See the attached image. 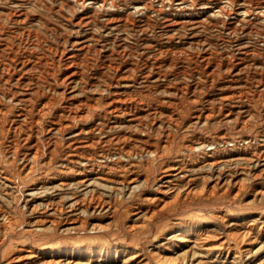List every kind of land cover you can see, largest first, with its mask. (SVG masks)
Here are the masks:
<instances>
[{
	"label": "rangeland",
	"instance_id": "rangeland-1",
	"mask_svg": "<svg viewBox=\"0 0 264 264\" xmlns=\"http://www.w3.org/2000/svg\"><path fill=\"white\" fill-rule=\"evenodd\" d=\"M11 1L12 0H0V9L2 10V11L0 10V33H1L0 43H4V42L7 43L8 42L7 45H8V48L10 51H12L14 53H18V54L22 53L23 55H26L29 58L32 57L31 59H29L31 65L29 66L30 68H28L27 73L25 74V78H26L25 82H23L24 84H26V83L27 84L26 85L20 84V85H22L21 89L25 88L24 86H26V88H29V86H31V87L33 86L32 89L38 90V91L40 90L39 91L40 93L37 94L38 96H36V94H33L32 96H30L29 99L22 98L23 100L21 99V101H20L21 105H25V107H27L29 104H37V102L41 99V97H40L41 95L46 97V102L48 100L47 104H50V105L52 104V106H49L48 112L50 114L57 113L58 110H59L58 111V113H59L64 107L67 108V107L71 106L70 108L73 109L74 105H76V106L79 105L76 102H80V101H85V103L87 105L91 104L94 106L96 104L95 106H97L98 110L96 111L97 113L96 112L94 113L95 117L94 116H88L87 117V120H88L87 124H90L91 121L95 120V122H96L97 119L100 120L98 122H102L103 120H105V118H104L105 115H108L107 114L108 109L106 107L107 104H105L108 98L117 96V97H122V98L124 97V99L129 98V100L132 98L131 99L132 101L136 100V104L138 105V106L136 105V108H138V109H135L136 112L139 111V112H141L140 113L141 115L143 114L142 115L143 119L145 117V120H143V122H145V124L147 123V121L149 119V121H148L149 123L147 125H145L144 127L143 126L141 127L142 130L145 129L147 131L146 132L144 130L146 133V141L154 142L156 144L160 142L157 145L159 146V148H161V150L163 149L162 150L163 154H162L161 159H159L157 162H155V164H153L152 166L146 165L148 167L144 166L142 169L143 172L144 171L147 172V173L144 172L145 174L153 173V174H149L151 179H153L154 175L159 170L158 168H159V166H161V164H163L165 162L174 161L175 159H181V156L183 155L182 151H183L184 145L189 144L190 142H193V141L194 142L206 141V142L212 144V145H210V147H212L214 145V141L216 140V142H217L216 149L218 148L217 149L218 154L221 153L222 155H226V156L231 155L233 157L240 156L242 158H244V157L247 158V157H250V155L252 154L253 151L258 149V146L260 145V139L262 140L264 138V20H263L264 18L258 13L259 10H255V3L257 0L256 1L255 0H253V1L247 0L248 1L247 5H249V6H247V7H249L248 9L250 10L253 8L252 9L253 11L252 10L250 11V15H249L250 17L246 16V17H244V19L234 15V9L236 8L235 6L237 4L241 3L240 0H233V1L228 0L226 2H223L225 0H219V1L218 0H211L213 3H216L217 5H223L224 3H226V7H227L226 12L228 14L227 15L224 14L222 16L224 18L223 19L224 21L222 20V17H215L212 15L211 10L215 11L216 8L201 9L200 3H202V2L204 3L207 0H197V1L191 0L192 2L191 1L190 2L192 5L190 7L185 8V9L181 8L178 5L179 0H172V1L163 0L164 2L162 1V4H161V0H159V2H158V0H113L112 3L114 2V4H115V6L113 4V7H108V6L104 7L105 10H104V8L90 9V11H88V15H89V17H91L90 18L91 21H89L88 25H86V26H83V25L79 26L76 24V22H77L76 21L77 20L76 19L77 14H75L76 12L73 13L70 10L71 4H69L63 0H60V1H58V0H35V1L29 0L30 2H28V0H24V1L23 0H21V1L20 0H18V1L13 0L12 2ZM19 1L22 3L20 4ZM121 1H122V3H121ZM124 1H127V2L124 3ZM139 1L144 2V4L148 7L146 10V13H145L146 15L144 14V16H135L133 13H131L132 12L131 3L139 2ZM148 1H150L151 3H149ZM154 2L156 5L154 4ZM228 2H230V3H228ZM231 2H232V5L234 7H232ZM16 3L18 6L16 5ZM117 3H118V6H117ZM9 5H10V8H9ZM27 5H28V8H27ZM59 5H62V7ZM228 5H230L231 7ZM18 7H22V8L24 7L25 8L26 13H28L27 14L28 17L30 16L28 18L29 20H27V18H25L26 20L24 18L18 19L16 17V15H15L16 11L15 10H17ZM113 8H116V9H113ZM60 9H62V10H60ZM68 9L71 13H69ZM192 9H195V10H192ZM73 10H75V9L73 8ZM10 11H12L13 13ZM104 11H105V13H104ZM122 11H124V12H122ZM163 12H164V14H163ZM101 13H104V14H101ZM127 13H128V15H127ZM131 14L133 15V17ZM95 16H97V17H95ZM254 16H256V17H254ZM135 17H136V19H135ZM138 17H139V19H138ZM8 18H12V19L14 18V21L12 19H8ZM35 18H37V19H35ZM248 18H250V19H248ZM22 19H23V21L25 20L26 22L25 21L21 22ZM111 19L112 20L114 19L113 20L114 22L111 21ZM122 19H124V20H122ZM186 19H188L189 22ZM195 19H197L196 22L194 21ZM198 19H200V21ZM18 20H20V21H18ZM167 20H168V22H167ZM236 20H238V21H236ZM257 20H260L261 22L257 21ZM69 21H71L70 24H69ZM192 21H194V22H192ZM11 22H13V23H11ZM19 22H20V24H19ZM95 22H96V24H95ZM103 22H104V24H103ZM121 22H123V23H121ZM164 22L166 24L168 23V25H166ZM197 22L198 23L202 22V23H200L201 25L199 24L200 25L199 26V25H197L198 24ZM235 22H238V23H236L238 25H236ZM178 23H180V24H178ZM21 24H22V26L23 25L24 26L22 27ZM121 24H123L124 26ZM185 24H187V25H185ZM113 25H115V26H113ZM194 25H195V27H194ZM117 26H118V28H117ZM228 26H230V27H228ZM28 27H32V28H28ZM106 27H110V28H106ZM232 27H234V28H232ZM82 28H83V30H82ZM174 28H176V29H174ZM77 29H79V30H77ZM174 30H176V31H174ZM19 31H23V32L19 33ZM4 33H6V34H4ZM76 33H79V34L77 35ZM17 34H18V36H17ZM90 37H91V39H90ZM8 38H10V39H8ZM4 39H6V40H4ZM64 39H67V40H64ZM74 39H78L80 41L81 40L83 41V39H84L85 48L83 51L77 53V58L75 60V64L77 67L78 74L76 75V79L74 80L75 84H73V85H75L73 87V91H74L73 93H76V94H72L71 95L72 97H71L68 94L69 85L62 80H63V75H64V68L63 67H65V62H64L65 53H64V51L66 52L67 51L66 48L71 47L70 45H71V43H73ZM86 43H87V45H86ZM36 45L38 48L36 47ZM1 57L0 58L2 60L0 59V62L4 61L6 59V56L4 54L1 55ZM32 59H33V61H31ZM42 59H44V60H42ZM108 61H109V63H108ZM116 63H118V65ZM40 64H41V66H40ZM133 64H134V66H133ZM150 66H151V68H150ZM35 67H36V69H35ZM50 67H51V70H50ZM131 67H133V68H131ZM58 68H60V69L58 70ZM141 70L143 71V73H141L142 72ZM113 71H114V73H113ZM123 71H126V72L124 73ZM81 73H82V75H81ZM118 73H119V75H118ZM143 75H145V78ZM147 75H149V76L147 77ZM156 75H158V76H156ZM53 76H55V78ZM80 76H82V78ZM33 77H35V78H33ZM139 77H141V78H139ZM156 77H159V78L157 79ZM76 80H77V83L79 85L76 83ZM110 82H112V83H110ZM116 82L118 83L117 85H116ZM132 82H134L135 84ZM10 84L14 86V84H12L10 82L9 83H3L0 81V86L3 87V88L0 87V102L6 107L7 110H9V112L6 113V115L4 116L5 118L4 117L0 118V130H1V132H0L1 133L0 134V159L3 158V154L7 153V151H8L7 149H9V147H11L12 144H14L13 142H16V140L18 139L16 134H14V133H12V131L8 130V125L10 124V121L13 118V114H14L13 111H15V109H16L15 106L10 101L8 95L9 94L11 95V93H13L14 91L17 90V89H15V87L11 86ZM32 84H34V85H32ZM57 84H59V85H57ZM155 84H157V85H155ZM5 85H6V87H5ZM20 85H19V88H20ZM55 85H56V87H54ZM65 85H68V86H65ZM95 85H96V88H95ZM100 85L101 86L103 85V86L101 87ZM158 85H160V86H158ZM140 86L142 87V89ZM154 86H156V87L154 88ZM91 87H94L95 89L91 88ZM61 88H63V89H61ZM108 88H109V90H108ZM54 89H55V91H54ZM80 89H81V91H80ZM103 89L105 90V92ZM144 89H146V91ZM152 89H155V90L153 91ZM184 89H186V90H184ZM10 90H11V92H9ZM126 90H128V92H126ZM192 90H194V92ZM106 91H107V93H106ZM175 91H176L177 95L175 94ZM54 92H55V94H54ZM102 92H103V94H102ZM173 92L175 95L173 94ZM98 93H99V95H98ZM1 94H2V96H1ZM39 94H40V96H39ZM109 94H111V95H109ZM231 94L233 96V97L231 96L232 98L229 96ZM225 95L227 97L228 96L229 97L228 98L223 97L224 98V100H223L222 96H225ZM96 96H98V97H96ZM137 96H139V97H137ZM38 97H39V99H38ZM147 97H149V98L147 99ZM174 97L176 99H174ZM192 97H193V99H190ZM15 98H16V96H15ZM33 99H35V100H33ZM59 99H61L62 102ZM145 99H146V101H145ZM225 99H227V100H225ZM152 100L154 102H150ZM169 101L172 104L171 103L168 104ZM160 102L162 103V105ZM221 102H222V104H221ZM168 105L170 106V108L168 107ZM166 106H167V108H166ZM184 106H186V107H184ZM141 107H142V109H141ZM189 107H192V108H189ZM196 107H198V108H196ZM12 108H14L13 111H12ZM50 108H52V109H50ZM199 108L203 109L206 112V118L201 119L199 121H196L193 118V116H194L193 114H195V112L198 111ZM155 109H157L156 113L154 111ZM50 110H52V112ZM140 110H142V111H140ZM217 110H219V111H217ZM243 110L245 112H243ZM152 111H154V112H152ZM180 111L182 112V114ZM192 111H194V112H192ZM246 111H248V112H246ZM218 112H219V114H218ZM179 113L181 114V116ZM227 113H229V116L223 118L225 116V114H227ZM230 113H231V115H230ZM246 113H248V114L246 115ZM155 114H156V116H155ZM169 114H170V116H169ZM190 114H191V116H190ZM96 115H97V117H96ZM165 115H166V117H165ZM150 116H152V117L150 118ZM172 116H174L175 118H173ZM187 116L189 118H187ZM89 117H90L91 121H89L90 120V119H88ZM236 117H237V120H235ZM168 118H169V120H168ZM162 119H164V120H162ZM177 119H178V121H176ZM179 119H180V121H179ZM245 119L247 121L244 122L243 120H245ZM151 121H152V123H151ZM159 121L161 122V126L158 123ZM190 121H192V122H190ZM203 121H205V123ZM125 122L126 121H123L121 124L114 127L115 129L117 127V132L114 128H111V129L108 128L110 131L107 129V127L104 128V132H103L104 134L100 135V137L104 136L106 133H107L106 134L107 137L109 136L105 141L103 140L104 145H101L103 141H102V139H100L99 143L94 144L93 147L90 149V151H88V153L89 152L95 153V152H98L100 150L105 151V152H112L116 149L114 147H118L120 145V143H122V141H123L122 139H124V138H126V139H124L126 142L134 143L136 140L133 141V139H135V137H138L137 132H139L138 130L140 129V127L138 128L136 125H134V124L132 125V123H130L131 125H129V124H126ZM166 122H168V123H166ZM175 123L177 124V126ZM200 123H201V125H200ZM156 124H158V125L156 126ZM193 125L194 126L196 125V126L194 127ZM118 126H120L122 128L124 126L126 128L125 129L123 128L124 129L123 130L122 128H120ZM129 126H132V127H129ZM133 127L134 128L137 127V128H135V130H134ZM168 127H169V129H168ZM185 128H186V130H185ZM149 129L151 131L153 130L152 133H151V131H149ZM113 130H114V132H112ZM125 130H126V132H125ZM131 131H132V133H131ZM2 132H3V134H2ZM113 133L115 135H113ZM130 134H131V136H130ZM165 135H166V137H165ZM3 136L6 138H4ZM67 136H68V134L63 135L64 138H66ZM113 136H114V138H113ZM118 136H119V140L116 139V138H118ZM125 136H127L128 138ZM63 137H57L56 140L54 139L55 141L52 139L53 141L50 142V145L55 144L54 148L49 149L50 146L48 145L49 146L48 147L46 145V150L49 149L48 152H52L51 154H52V157L54 159L62 158L61 156L64 154L63 153L65 151L64 144H62L63 141L61 140ZM132 137H133V139H132ZM224 137H226V138H224ZM249 137H250V139H248ZM192 138H193V140H192ZM239 138H241V139H239ZM2 139L4 141H2ZM120 139H121V141H120ZM164 140H165V142H164ZM224 140L227 141L226 142L227 144L225 143ZM232 140H233V142H232ZM241 140H243V141H241ZM218 142H219V144H218ZM250 142H253V143L250 144ZM6 143H7V145H6ZM243 143H244V145L247 143L245 145L246 146L245 148H244ZM220 144H221V146H220ZM230 144H232V145H230ZM239 144H240V146H239ZM59 145H61V146H59ZM56 146L59 147V149ZM247 146H248V148H247ZM234 147L237 149H235ZM1 148L4 151H2ZM222 150H223V152H222ZM165 151H167V152H165ZM46 153H47V151H46ZM177 153H179V154H177ZM244 155H246V156H244ZM202 158H204L203 155L198 154V152L197 153L195 152L193 155H191L189 157H185L186 162H188V164L193 165L192 168H190V169L194 170L193 172L192 171L190 172L191 175H194V176H190V177H193L192 178L193 180H190V181H194L189 186V189H191V192L192 191L194 192V193L192 192V195H191L192 197L191 196L188 197L190 199L182 198V191H184V189L187 187V185L184 184V182L187 181V179H182V180L180 179L179 181H181V182H173L169 187H167V188L163 187L164 195L162 196L163 201L160 203V206L162 205L160 207V208H162V209H160V211L158 208L155 207V205L151 206V205H147L145 202L141 203V200L138 198H136V199L133 198L134 201L129 200V199L128 200L125 199V201H124V199H121L122 200L121 201L122 206L120 204H117V208L120 206L121 207L118 209V211L120 213L118 212L116 214L117 218H115V220L109 219L108 215L106 213H103V212H100L102 214H100L98 212L99 213L98 214L97 212L91 213V211H87L86 212L87 214L85 212H84V214H82V219H83L82 226L84 225L83 227H81L82 229L79 228L78 231L77 230L74 232L72 231V233H71V231L70 232L69 231L64 232L65 234L61 233L63 231H62V228H59V227H57V229L49 227L48 228L49 230L48 229L46 230V234L44 235V233H43L42 236H40L41 234L40 233L38 234V232L37 233L34 231L28 232L26 229L29 230L31 228L30 226L32 224L31 223V221H32L31 216L32 215L29 213L28 209L23 208V201L22 200L17 201V199H18V198H16L17 193H13V195H12V193L9 194V192L6 194L4 193L7 190H5L4 187H2V184H1L2 182L0 181V214H1V212L4 211L3 213L5 214V216L7 215L6 221L8 220L7 222H5L4 221L5 219L0 216V234L3 233L2 234L3 238L0 235V244H1V246H0V264H7L8 261H6V260H8L9 257L16 252V248H14V247L17 245L18 241L20 242V240L22 238H23V240L21 242H23V241H24V243L33 242L34 244L31 243V245L36 246V247H41L43 245H46V246H51V247L52 246L53 247L54 246L55 247H61V246H68V247L98 246V247L103 248L102 249V252H103L102 256L92 257L90 259L92 261L91 264H97V263L98 264H122L121 258H123V255H122L123 251H121L120 249H113V247L115 245H119L121 243H125V244L129 243L130 244L132 242V244H130V245L136 249V250L135 249L134 250L140 255V258L143 255V257L145 259H147V260L149 259L148 260V261H150L149 264H152L154 262L153 261L154 259H152L153 258L151 256L152 253L150 254V252L151 251L153 252V250H154V252L158 251L159 253L157 252V254H160V253L162 254L165 252L164 249H161L163 246L161 245L162 246L161 247L160 244L162 242L165 243L164 238L168 237L169 232L174 230V227L176 226L175 225V219L176 218H180V219L182 218V220H181L182 222L184 221V222L196 223L198 225L203 226L204 229L211 228V229L215 230L214 232L218 236H220L222 234L224 235L225 233H227L226 231H228V228H227L228 223H234L237 220L241 221L242 219L244 221H247V220H250L253 218H257L258 214L262 212L261 210H264V195L261 194V195L253 196L252 190H254L257 187V185H255V184H257L258 181L262 180L260 186H261V189L264 191V176H263L264 174L262 176H260L261 178L260 177H254L255 172L251 168L252 163L250 164V162H248L247 159L242 160L244 162H242V161L236 162L238 164H236L235 162L231 163L228 165L229 166L228 168L226 166V167H224L225 170H224V168H222L223 171L220 169L219 172L211 170V169H202L201 168L202 166L200 163L203 160ZM192 159H194V160H192ZM163 160H164V162H163ZM197 165H199V167ZM237 165H239V166H237ZM243 165L245 167L247 166V170L245 169V167ZM248 166H250V168ZM259 169H260V167H258V169L256 171L257 173H259V171H260ZM242 170H244V171H242ZM237 171L239 172V174L238 173L236 174ZM240 171H242V173ZM246 171H248V172H246ZM219 174H221L225 179L228 177L225 181H240V182L242 181L245 185L243 184V189H242L241 193L236 197H232L233 192L228 191L226 193H222L221 188L219 186L211 188V185H213L212 182L216 181L217 177H220ZM228 174L229 175L233 174V176L231 175L232 179ZM195 175H197V176H195ZM149 181H152V180H149ZM99 183H102V182H99ZM98 187H100V189H101V186H98ZM144 190H145L144 194L149 195L150 197L153 196L156 192L154 187L151 185V182H149L146 185ZM101 191L102 190H100V192ZM10 195H12V196H10ZM13 198H16V199H13ZM123 202H125V204ZM138 202L140 205H142L143 208H152V209L156 210L157 215H155V217L156 216L157 217L156 218L154 217L153 221H152V219L148 220L147 216L144 213V214H142L143 218L141 216L138 219H136V216L132 215V212L130 211V209H131L130 205L135 204V203L138 204ZM163 203H164V205H163ZM118 205H120V206H118ZM127 206L128 207L130 206L129 209ZM147 206H149V207H147ZM121 209H124V210H121ZM127 210H128V212H127ZM95 213H96V215H95ZM262 213H264V211ZM89 215H90V217H89ZM223 215H226L227 217L222 219L221 217H223ZM10 220H11V223H10ZM107 220H108L109 224L107 223ZM12 221H14L15 223ZM145 221L148 222L149 224L146 223ZM150 221H152V222H150ZM91 222L93 223V225ZM110 222H112V223H110ZM113 222L115 224H113ZM154 222H156V223L154 224ZM10 224H12V225H10ZM99 224H100V226H99ZM106 224H108V225H106ZM151 224H153V225H151ZM17 225L18 226L20 225V226L18 227ZM128 225H130V226L136 225L135 227L137 229L134 228V231L131 233V235L133 234L132 237L128 233V231H129ZM3 226L4 227L9 226L8 229L6 228L7 230H5V232L3 231ZM88 226H91V227H88ZM92 226H94L95 230L92 229L93 228ZM20 227H22V228L20 229ZM84 227L86 228V231H85ZM90 228L92 229V231ZM96 228L98 230H96ZM104 228H106V229H104ZM177 228H179V226H177ZM54 229H55V231H54ZM148 229H150V230H148ZM87 230L89 232H87ZM136 231L138 232V234ZM7 232H9V233H7ZM77 232H80V233H77ZM160 232L161 233L163 232V233L161 234ZM4 233H6V234H4ZM19 233H21V234H19ZM23 234H25V235H23ZM26 234L28 236H26ZM5 235H6V237H5ZM80 235H81V237H80ZM136 237H137V239H136ZM31 238H32V240H31ZM2 239L3 240L5 239L4 241L7 243L8 247L10 245V248L7 247L8 250L5 248L6 243H4V241ZM134 239H136V241ZM27 240H29V241H27ZM137 240L139 242H137ZM261 240L264 241V236H260L259 239L256 240V242L254 243V248L256 247L257 250H255L253 248L254 252H253V250H252V252L254 254L250 253L248 255V257H246V256L244 257V254L240 253V251H238V250H235V251L229 250V252H228L227 249H224V248L218 252L213 251L212 254H209L206 256L205 255L204 256L201 255L202 257L201 256L200 257L194 256L195 258L192 256V254L193 253L198 254V253H201V251L199 249H197V250L193 249V250L187 251L184 255L185 258H187L188 260L183 258V255L180 254L181 251H183V250L176 249L172 252V255H174L173 257H175V255H177L176 257L178 258V261L175 259L174 264H186V263L188 264L192 261L194 262V264H197L195 262L196 259H200V261L198 262L199 264L200 263L201 264H213V263L214 264H234V263L236 264L237 262H238L237 264H241V263L242 264H247V263L256 264L258 262V260H259V262L257 264H260V263L264 264V261H263L264 255H262V254H264V251H263L264 247L262 246L263 249L261 247L259 248V244L260 243L262 244V242H263ZM39 241H41V242H39ZM15 243H16V245H15ZM158 244H159V246H158ZM3 246H5V247H3ZM140 248L143 250H141ZM157 248H158V250H157ZM93 250L95 252H97L99 249H93ZM255 251L257 253H255ZM114 252H116V253H114ZM235 252H237V254L238 255L240 254V255L238 256ZM140 253H142V254H140ZM189 253H191V254H189ZM93 255H95V254H93ZM113 255L116 258H114ZM180 255H182V257ZM240 256H242V257H240ZM218 257H220V258H218ZM231 257H232V259H231ZM98 258L100 259V261H98V262L95 261ZM206 258L209 260H207ZM260 258H261V260H260ZM179 259L181 260L180 262H179ZM183 259H185L186 263L184 262ZM153 264H157V263L154 262Z\"/></svg>",
	"mask_w": 264,
	"mask_h": 264
},
{
	"label": "bare ground",
	"instance_id": "bare-ground-1",
	"mask_svg": "<svg viewBox=\"0 0 264 264\" xmlns=\"http://www.w3.org/2000/svg\"><path fill=\"white\" fill-rule=\"evenodd\" d=\"M13 1V0H12ZM11 1V2H12ZM18 1V0H16ZM21 1V0H20ZM19 1V2H20ZM24 1V0H23ZM35 1V0H34ZM60 1V0H58ZM69 4H71L70 6V10L77 14V22L76 24L81 26H86L88 25L90 18L88 15V11H90V9H95V8H104V7H113L114 2L112 3L113 0H63ZM161 0V4H162ZM172 1V0H169ZM189 1V2H188ZM191 0H179L178 1V5L181 8H187L190 7L192 4L190 2ZM197 1V0H196ZM219 1V0H218ZM228 0H225L223 2H226ZM233 1V0H231ZM241 3L237 4L234 9V15H236L237 17L243 18L248 16L250 17V11L253 9H248L249 5H247V0H240ZM239 1V2H240ZM253 1V0H252ZM256 1V0H255ZM28 2H30L28 0ZM33 2V1H32ZM127 1H124V3ZM149 3H151L150 1H148ZM153 2V1H152ZM159 2V0H158ZM164 2V1H163ZM222 2V3H223ZM14 3V2H13ZM22 2H20L21 4ZM122 3V1H121ZM157 3V2H156ZM230 3V2H228ZM19 4V3H18ZM147 4V3H146ZM155 4V2H154ZM164 4V3H163ZM177 4V3H176ZM175 4V5H176ZM15 5V4H14ZM17 5V3H16ZM56 5V4H55ZM128 5V4H127ZM132 5V12L135 16H144V14L146 13L147 10V6L144 4V2H133L131 3ZM148 5V4H147ZM156 5V4H155ZM173 5V4H172ZM201 5V9H212V8H216L215 11L211 10L212 15L215 17H222L224 14L227 15L228 13L226 12V3H224L223 5H217L216 3H213L211 0H207L204 3H200ZM232 5V2H231ZM251 5V4H250ZM18 6V5H17ZM21 6V5H20ZM24 6V5H23ZM31 6V5H30ZM62 7V5H59ZM58 6V7H59ZM115 6V4H114ZM118 6V3H117ZM150 6V5H149ZM195 6V5H194ZM230 6V5H228ZM60 7V8H61ZM65 7V6H64ZM63 7V8H64ZM75 10H73V8ZM121 7V6H120ZM154 7V6H153ZM200 7V6H199ZM231 7V6H230ZM232 7H234L232 5ZM10 8V5H9ZM28 8V5H27ZM57 8V7H56ZM127 8V7H126ZM251 8V7H250ZM116 9V8H113ZM112 9V10H113ZM122 9V8H121ZM231 9V8H230ZM1 10V9H0ZM14 10V9H13ZM62 10V9H60ZM105 10V8H104ZM107 10V9H106ZM129 10V9H128ZM195 10V9H192ZM255 10H259L258 13L264 18V0H257L255 3ZM2 11V10H1ZM15 15L16 17L19 18H27V20H29L28 18V13H26L25 8L23 7H18L17 10H15ZM59 11V10H58ZM69 11V9H68ZM114 11V10H113ZM253 11V10H252ZM12 12V11H10ZM30 12V11H29ZM103 12V11H102ZM124 12V11H122ZM127 12V11H126ZM130 12V11H129ZM128 12V13H129ZM160 12V11H159ZM177 12V11H176ZM193 12V11H192ZM191 12V13H192ZM209 12V11H208ZM233 12V11H232ZM13 13V12H12ZM69 13H71L69 11ZM90 13V12H89ZM105 13V11H104ZM101 13V14H104ZM112 13V12H111ZM127 13V15H128ZM197 13V12H196ZM257 13V12H256ZM51 14V13H50ZM164 14V12H163ZM184 14V13H183ZM188 14V13H187ZM198 14V13H197ZM252 14V13H251ZM9 15V14H8ZM74 15V14H73ZM132 15V14H131ZM146 15V14H145ZM186 15V14H185ZM230 15V14H229ZM253 15V14H252ZM40 16V15H39ZM102 16V15H101ZM122 16V15H121ZM120 16V17H121ZM41 17V16H40ZM72 17V16H71ZM97 17V16H95ZM110 17V16H109ZM112 17V16H111ZM118 17V16H117ZM119 17V18H120ZM123 17V16H122ZM121 17V18H122ZM127 17V16H126ZM133 17V15H132ZM148 17V16H147ZM167 17V16H166ZM205 17V16H204ZM232 17V16H231ZM236 17V18H237ZM256 17V16H254ZM114 18V17H113ZM165 18V17H164ZM262 18V19H263ZM8 19H12V18H8ZM37 19V18H35ZM41 19V18H40ZM43 19V18H42ZM69 19V18H68ZM103 19V18H102ZM110 19V18H109ZM118 19V18H117ZM129 19V18H128ZM136 19V17H135ZM139 19V17H138ZM173 19V18H172ZM190 19V18H189ZM203 19V18H202ZM212 19V18H211ZM210 19V20H211ZM224 18L222 17V20ZM230 19V18H229ZM242 19V20H243ZM250 19V18H248ZM261 19V18H260ZM14 21V18L12 19ZM26 20V19H25ZM24 20V21H25ZM33 20V19H32ZM44 20V19H43ZM70 20V19H69ZM114 20V19H113ZM111 19V21H113ZM124 20V19H122ZM121 20V21H122ZM126 20V19H125ZM142 20V19H141ZM175 20V19H174ZM188 22L189 20L186 19ZM197 19H195L194 21L196 22ZM200 21V19H198ZM205 20V19H204ZM203 20V21H204ZM209 20V21H210ZM213 20V19H212ZM247 20V19H246ZM252 20V19H251ZM264 20V19H263ZM20 21V20H18ZM23 21V19L21 20V22ZM23 21V22H24ZM35 21V20H34ZM103 21V20H102ZM118 21V20H117ZM192 21V22H194ZM202 21V22H203ZM206 21V20H205ZM224 21V20H223ZM238 21V20H236ZM260 21V20H257ZM26 22V21H25ZM31 22V21H30ZM37 22V21H36ZM35 22V23H36ZM71 21H69L70 24ZM73 22V21H72ZM110 22V21H109ZM114 22V21H113ZM124 22V21H123ZM121 22V23H123ZM126 22V21H125ZM128 22V21H127ZM139 22V21H138ZM168 22V20H167ZM200 22V23H202ZM208 22V21H207ZM231 22V21H230ZM233 22V21H232ZM240 22V21H239ZM261 22V21H260ZM13 23V22H11ZM15 23V22H14ZM38 23V22H37ZM74 23V22H73ZM108 23V22H107ZM165 23V22H164ZM174 23V22H173ZM183 23V22H182ZM198 23V22H197ZM200 23H198L197 25H199ZM210 23V22H209ZM224 23V22H223ZM238 22H235V24ZM20 24V22H19ZM29 24V23H28ZM40 24V23H39ZM75 24V25H76ZM92 24V23H91ZM96 24V22H95ZM102 24V23H101ZM104 24V22H103ZM166 24V23H165ZM171 24V23H170ZM180 24V23H178ZM191 24V23H190ZM37 25V24H36ZM118 25V24H117ZM123 25V24H121ZM168 25V23L166 24ZM172 25V24H171ZM175 25V24H174ZM183 25V24H182ZM187 25V24H185ZM201 25V24H200ZM199 25V26H200ZM203 25V24H202ZM238 25V24H236ZM22 26V24H21ZM20 26V27H21ZM24 26V25H23ZM22 26V27H23ZM26 26V25H25ZM32 26V25H31ZM35 26V25H34ZM102 26V25H101ZM115 26V25H113ZM124 26V25H123ZM184 26V25H183ZM231 26V25H230ZM228 26V27H230ZM248 26V25H247ZM27 27V26H26ZM33 27V26H32ZM32 27H28V28H32ZM45 27V26H44ZM89 27V26H88ZM87 27V28H88ZM179 27V26H178ZM181 27V26H180ZM187 27V26H186ZM193 27V26H192ZM195 27V25H194ZM235 27V26H234ZM232 27V28H234ZM19 28V27H18ZM86 28V29H87ZM106 28H110V27H106ZM113 28V27H112ZM118 28V26H117ZM124 28V27H123ZM17 29V28H16ZM37 29V28H36ZM101 29V28H100ZM168 29V28H167ZM173 29V28H172ZM176 29V28H174ZM180 29V28H179ZM183 29V28H182ZM192 29V28H191ZM18 30V29H17ZM76 30V29H75ZM79 30V29H77ZM83 30V28H82ZM16 31V30H15ZM28 31V30H27ZM26 31V32H27ZM109 31V30H108ZM176 31V30H174ZM193 31V30H192ZM23 32V31H19ZM51 32V31H50ZM71 32V31H70ZM69 32V33H70ZM78 32V31H77ZM84 32V31H83ZM88 32V31H87ZM86 32V33H87ZM110 32V31H109ZM25 33V32H24ZM80 33V32H79ZM79 33H76L77 35ZM89 33V32H88ZM6 34V33H4ZM15 34V33H14ZM248 34V33H247ZM1 35V33H0ZM70 35V34H69ZM18 36V34H17ZM24 36V35H23ZM81 36V35H80ZM88 36V35H87ZM91 36V35H90ZM4 37V36H3ZM9 37V36H8ZM12 37V36H11ZM2 38V37H1ZM192 38V37H191ZM10 39V38H8ZM91 39V37H90ZM6 40V39H4ZM3 40V41H4ZM46 40V39H45ZM67 40V39H64ZM30 41V40H29ZM70 41V40H69ZM92 41V40H91ZM64 42V41H63ZM66 42V41H65ZM8 43V42H7ZM6 42L4 43H0V57L1 55H5L6 56V61H2L0 62V81L3 83H12L14 84L11 85L13 87H15V89H17L16 91H14L13 93H11V95L9 94V99L12 102V104L15 106V111L14 108H12V111L14 112L13 114V118L10 121V124L8 125V130L12 131V133L17 135V140L16 142H13L14 144H12L11 147H9V149H7V153L3 154V158L0 159V181L2 182V187L5 188L4 193H17V201L22 200L23 201V208H26L29 210V213L32 215L31 217V228L28 230L26 229L28 232H38V234L40 233L42 236V234L44 233V235L46 234V230L49 227L52 228H62L61 233L64 232H70L72 233V231H78L79 228L83 227L82 226V214H84V212L86 213L87 211H91L92 212H103L106 213L108 215V218L111 220H115V218H117L116 214L119 212L118 209L122 206L121 205V199H129V200H133V198H138L141 200L142 202H145L147 205H155L156 208L162 209L160 208V203L163 201L162 196L164 195V191H163V187H169L173 182H181L179 181L180 179H187V181L184 182V184L187 185V187L184 189V191H182V198H188L192 195L191 189H189V186L194 182V181H190L193 180V177L190 176H194L191 175L190 172L194 171L192 168L193 165L188 164V162H186L185 157H189L191 155H193L195 152L198 154L203 155L204 158H202L203 160L200 162L201 163V168L202 169H211L214 171L219 172L220 169L222 170V168L229 167L228 165L231 163H236L238 161H242V160H248V162H250L251 164V168L252 170H254V177H260L264 174V138L261 140L260 139V145L258 146V149H256L255 151L252 152V154L250 155V157L247 158H242L240 156L237 157H233V156H226V155H222L221 153L218 154L217 152V142L216 140L214 141V145L212 147H210V143L206 142V141H197V142H190L189 144L184 145L183 148V155L181 156V159H175L174 161H170V162H165L163 164H161V166H159V170L156 172V174L154 175L153 179L150 178L149 174H153V173H149V174H145L147 173L146 171H142L143 167L146 165L152 166L153 164H155V162H157L159 159H161L162 157V150L161 148H159V146L157 144L159 143H154V142H148L146 141V133L144 130L141 129V127L147 125L149 122V119L147 121V123L145 124V122H143V120H145V117L143 119V114L141 115V112H136L135 109L136 108V100L132 101L131 99L129 100V98H125L124 97H110L107 99L106 103L107 104V109H108V115H105V120H103L102 122H98L100 120L97 119V121H91L90 117L88 119H90L89 121L90 124H87V117L88 116H94L95 117V112L98 110L97 106H93V105H87L85 103V101H80V102H76L79 105L76 106L74 105L73 109H71L70 107H64L59 113L57 111V113H52L50 114L49 111V106H52V104H47L48 100L46 102V97H44L43 95L39 96L41 97V99L37 102V104H29L27 107H25V105H21L20 101L22 98H26L29 99L30 96H32L33 94H36V96H38L37 94L40 93L38 90H34L32 89L31 86H29V88H26V86H24L25 88L21 89L20 84H24L23 82H25V74L27 73L28 68H30L29 66L31 65L30 60L31 58H29L26 55H23L22 53H14L12 51L9 50L8 45ZM32 45V44H31ZM87 45V43H86ZM40 46V45H39ZM65 46V45H64ZM68 46V45H67ZM71 47L67 49V51L64 55V62H65V67L64 68V75H63V80L64 82H66L69 85V92L68 94L71 96L72 94H76L73 93V87L75 85L74 80L76 79V75L78 74L77 72V67L75 64V60L77 58V53L81 52L84 50L85 48V44H84V39L83 41L78 40V39H74L73 43H71L70 45ZM25 47V46H24ZM37 47V45H36ZM35 48V47H34ZM38 48V47H37ZM88 48V47H87ZM86 48V49H87ZM26 49V48H25ZM24 49V50H25ZM20 50V49H19ZM22 50V49H21ZM35 50V49H34ZM51 51V50H50ZM88 51V50H87ZM35 53V52H34ZM26 54V53H25ZM36 54V53H35ZM43 54V53H42ZM33 55V54H32ZM55 55V54H54ZM38 56V55H37ZM80 56V55H79ZM2 58V57H1ZM0 58V59H1ZM34 58V57H33ZM46 59V58H45ZM2 60V59H1ZM35 60V59H34ZM44 60V59H42ZM33 61V59L31 60ZM47 61V60H46ZM60 61V60H59ZM109 63V61H108ZM80 64V63H79ZM118 65V63H116ZM107 65V64H106ZM109 65V64H108ZM120 65V64H119ZM124 65V64H123ZM41 66V64H40ZM134 66V64H133ZM53 67V66H52ZM118 67V66H117ZM125 67V66H124ZM49 68V67H48ZM133 68V67H131ZM151 68V66H150ZM36 69V67H35ZM53 69V68H52ZM56 69V68H55ZM54 69V70H55ZM60 68H58L59 70ZM111 69V68H110ZM120 69V68H119ZM118 69V70H119ZM34 70V69H33ZM51 70V67H50ZM102 70V69H101ZM117 70V69H116ZM125 70V69H124ZM63 71V70H62ZM110 71V70H109ZM112 71V70H111ZM137 71V70H136ZM142 71V70H141ZM124 73L126 71H123ZM155 72V71H154ZM59 73V72H58ZM57 73V74H58ZM114 73V71H113ZM143 73V71L141 72ZM157 74V73H156ZM82 75V73H81ZM119 75V73H118ZM115 76V75H114ZM145 78V75H143ZM149 75H147L148 77ZM158 76V75H156ZM55 78V76H53ZM82 78V76H80ZM124 77V76H123ZM138 77V76H137ZM32 78V77H31ZM35 78V77H33ZM125 78V77H124ZM127 78V77H126ZM141 78V77H139ZM143 78V77H142ZM157 79L159 77H156ZM52 79V78H51ZM147 79V78H146ZM155 79V78H154ZM60 80V79H59ZM78 80V79H77ZM76 80V83H77ZM141 80V79H140ZM156 80V79H155ZM30 81V80H29ZM55 81V80H54ZM133 81V80H132ZM28 82V81H27ZM49 82V81H48ZM129 82V81H128ZM140 82V81H139ZM144 82V81H143ZM142 82V83H143ZM54 83V82H53ZM112 83V82H110ZM134 83V82H132ZM2 84V83H1ZM27 84V83H26ZM24 84V85H26ZM37 84V83H36ZM60 84V83H59ZM57 84V85H59ZM78 84V83H77ZM109 84V83H108ZM118 83L116 82V85ZM135 84V83H134ZM133 84V85H134ZM153 84V83H152ZM228 84V83H227ZM20 85V88H19ZM34 85V84H32ZM38 85V84H37ZM65 85V86H68ZM79 85V84H78ZM114 85V84H113ZM123 85V84H122ZM157 85V84H155ZM43 86V85H42ZM46 86V85H45ZM101 86V85H100ZM103 86V85H102ZM101 86V87H102ZM111 86V85H110ZM124 86V85H123ZM147 86V85H146ZM145 86V87H146ZM153 86V85H152ZM160 86V85H158ZM2 87V86H0ZM6 87V85H5ZM8 87V86H7ZM28 87V86H27ZM31 87V88H30ZM36 87V86H35ZM56 87V85L54 86ZM77 87V86H76ZM109 87V86H108ZM125 87V86H124ZM141 87V86H140ZM156 86H154L155 88ZM168 87V86H167ZM229 87V86H228ZM3 88V87H2ZM10 88V87H9ZM94 88V87H91ZM96 88V85H95ZM94 88V89H95ZM104 88V87H103ZM113 88V87H112ZM120 88V87H119ZM197 88V87H196ZM220 88V87H219ZM223 88V87H222ZM221 88V89H222ZM8 89V88H7ZM11 89V88H10ZM38 89V88H37ZM46 89V88H45ZM44 89V90H45ZM56 89V88H55ZM54 89V91H55ZM63 89V88H61ZM77 89V88H76ZM142 89V87H141ZM150 89V88H149ZM177 89V88H176ZM188 89V88H187ZM220 89V90H221ZM90 90V89H89ZM104 90V89H103ZM109 90V88H108ZM137 90V89H136ZM146 91V89H144ZM153 91L155 89H152ZM186 90V89H184ZM225 90V89H224ZM57 91V90H56ZM81 91V89H80ZM94 91V90H93ZM113 91V90H112ZM116 91V90H115ZM114 91V92H115ZM123 91V90H122ZM130 91V90H129ZM144 91V92H145ZM181 91V90H180ZM194 92V90H192ZM191 91V92H192ZM223 91V90H222ZM6 92V91H5ZM8 92V91H7ZM11 92V90L9 91ZM78 92V91H77ZM99 92V91H98ZM105 92V90H104ZM109 92V91H108ZM117 92V91H116ZM126 92H128V90H126ZM140 92V91H139ZM189 92V91H188ZM82 93V92H81ZM101 93V92H100ZM107 93V91H106ZM157 93V92H156ZM170 93V92H169ZM168 93V94H169ZM183 93V92H182ZM181 93V94H182ZM55 94V92H54ZM63 94V93H62ZM96 94V93H95ZM103 94V92H102ZM114 94V93H113ZM174 94V92H173ZM176 94V91H175ZM174 94V95H175ZM46 95V94H45ZM81 95V94H80ZM99 95V93H98ZM111 95V94H109ZM131 95V94H130ZM140 95V94H139ZM177 95V94H176ZM228 95V94H227ZM2 96V94H1ZM16 96V98H15ZM88 96V95H87ZM104 96V95H103ZM108 96V95H107ZM141 96V95H140ZM171 96V95H170ZM219 96V95H218ZM226 96V95H225ZM222 96V98H228L229 96L231 97V95H229L228 97L226 96ZM13 97V98H12ZM72 97V96H71ZM70 97V98H71ZM79 97V96H78ZM82 97V96H81ZM85 97V96H84ZM83 97V98H84ZM98 97V96H96ZM139 97V96H137ZM233 97V96H232ZM231 97V98H232ZM95 98V97H94ZM104 98V97H103ZM135 98V97H134ZM142 98V97H141ZM149 97H147L148 99ZM155 98V97H154ZM162 98V97H161ZM166 98V97H165ZM180 98V97H179ZM223 98V100H224ZM5 99V98H4ZM39 99V97H38ZM91 99V98H90ZM93 99V98H92ZM144 99V98H143ZM142 99V100H143ZM151 99V98H150ZM174 99H176L174 97ZM190 99H193L190 98ZM189 99V100H190ZM220 99V98H219ZM23 100V99H22ZM35 100V99H33ZM61 100V99H59ZM81 100V99H80ZM101 100V99H100ZM163 100V99H162ZM196 100V99H195ZM194 100V101H195ZM227 100V99H225ZM146 101V99H145ZM157 101V100H156ZM160 101V100H159ZM178 101V100H177ZM207 101V100H206ZM32 102V101H31ZM59 102V101H58ZM62 102V100H61ZM60 102V103H61ZM70 102V101H69ZM94 102V101H93ZM144 102V101H143ZM150 102H154L153 100ZM149 102V103H150ZM193 102V101H192ZM229 102V101H228ZM54 103V102H53ZM71 103V102H70ZM89 103V102H88ZM96 103V102H95ZM101 103V102H100ZM104 103V102H103ZM146 103V102H145ZM161 103V102H160ZM164 103V102H163ZM171 102L169 101L168 104H170ZM10 104V103H9ZM25 104V103H24ZM65 104V103H64ZM63 104V105H64ZM147 104V103H146ZM154 104V103H153ZM159 104V103H158ZM157 104V105H158ZM172 104V103H171ZM192 104V103H191ZM190 104V105H191ZM222 104V102H221ZM8 105V104H7ZM100 105V104H99ZM98 105V106H99ZM162 105V103H161ZM175 105V104H174ZM182 105V104H181ZM203 105V104H202ZM103 106V105H102ZM138 106V105H137ZM195 106V105H194ZM101 107V106H100ZM99 107V108H100ZM147 107V106H146ZM158 107V106H157ZM165 107V106H164ZM168 107L170 108V106L168 105ZM172 107V106H171ZM174 107V106H173ZM180 107V106H179ZM186 107V106H184ZM193 107V106H192ZM189 107V108H192ZM225 107V106H224ZM232 107V106H231ZM55 108V107H54ZM57 108V107H56ZM156 108V107H155ZM167 108V106H166ZM198 108V107H196ZM209 108V107H208ZM221 108V107H220ZM52 109V108H50ZM103 109V108H102ZM142 109V107H141ZM146 109V108H145ZM144 109V110H145ZM153 109V108H152ZM176 109V108H175ZM180 109V108H179ZM223 109V108H222ZM246 109V108H245ZM244 109V110H245ZM157 109H155V113ZM182 110V109H181ZM196 110V109H195ZM232 110V109H231ZM230 110V111H231ZM243 110V112H245ZM52 112V110H50ZM105 111V110H104ZM107 111V110H106ZM142 111V110H140ZM152 111V112H154ZM219 111V110H217ZM229 111V110H228ZM9 110L6 109V107L0 102V118H3L6 113H8ZM55 112V111H54ZM100 112V111H99ZM175 112V111H174ZM181 112V111H180ZM188 112V111H187ZM186 112V113H187ZM191 112V111H190ZM194 112V111H192ZM208 112V111H207ZM221 112V111H220ZM234 112V111H233ZM248 112V111H246ZM97 113V112H96ZM161 113V112H160ZM222 113V112H221ZM250 113V112H249ZM148 114V113H147ZM154 114V113H153ZM163 114V113H162ZM171 114V113H170ZM169 114V116H170ZM180 114V113H179ZM182 114V112H181ZM180 114V116H181ZM219 114V112H218ZM234 114V113H233ZM240 114V113H239ZM248 113H246L247 115ZM9 115V114H8ZM145 115V114H144ZM149 115V114H148ZM161 115V114H160ZM159 115V116H160ZM164 115V114H163ZM194 115V116H193ZM193 118L196 121H199L201 119H205L206 118V112L203 109H200L198 111L195 112V114H193ZM211 115V114H210ZM231 115V113H230ZM235 115V114H234ZM241 115V114H240ZM147 116V115H146ZM156 116V114H155ZM191 116V114H190ZM208 116V115H207ZM229 116V113L225 114V117ZM9 117V116H8ZM7 117V118H8ZM97 117V115H96ZM152 116H150L151 118ZM161 117V116H160ZM166 117V115H165ZM173 118H175L174 116H172ZM183 117V116H182ZM211 117V116H210ZM232 117V116H231ZM5 118V117H4ZM6 118V119H7ZM163 118V117H162ZM187 118H189L187 116ZM209 118V117H208ZM207 118V119H208ZM9 119V118H8ZM147 119V118H146ZM161 119V118H160ZM171 119V118H170ZM206 119V120H207ZM5 120V119H4ZM153 120V119H152ZM164 120V119H162ZM169 120V118H168ZM187 120V119H186ZM194 120V121H195ZM232 120V119H231ZM237 120V117L236 119ZM2 121V120H1ZM123 121H126V124L131 125L130 123H132V125H136L138 128L140 127V129L138 130L139 132H137L138 137H135V139H133V141H135L134 143H129L126 142L124 139H122V143H120V145L118 147H114L116 148L114 151L112 152H105V151H98V152H89L90 149L93 147L94 144H98L100 139H102V141L106 140L107 137V133L104 136V128L107 127V129H111L114 128L115 126L121 124ZM173 121V120H172ZM178 121V119L176 120ZM180 121V119H179ZM224 121V120H223ZM226 121V120H225ZM230 121V120H229ZM244 122L247 121L246 119L243 120ZM169 122V121H168ZM166 122V123H168ZM192 122V121H190ZM205 123V121H203ZM234 122V121H233ZM243 122V123H244ZM152 123V121H151ZM150 123V124H151ZM161 126V122H158ZM174 123V122H173ZM178 123V122H177ZM181 123V122H180ZM194 123V122H193ZM202 123V122H201ZM200 123V125H201ZM203 123V124H204ZM242 123V124H243ZM176 124V123H175ZM2 125V124H1ZM124 125V124H123ZM152 125V124H151ZM154 125V124H153ZM158 124H156L157 126ZM167 125V124H166ZM184 125V124H183ZM182 125V126H183ZM125 126V125H124ZM123 128L125 129L126 127ZM150 126V125H149ZM159 126V127H160ZM164 126V125H163ZM169 126V125H168ZM171 126V125H170ZM177 126V124H176ZM180 126V125H179ZM186 126V125H185ZM184 126V127H185ZM194 126V125H193ZM196 126V125H195ZM194 126V127H195ZM3 127V126H2ZM120 127V126H118ZM128 127V126H127ZM132 127V126H129ZM135 127V128H137ZM147 127V126H146ZM155 127V126H154ZM158 127V128H159ZM165 127V126H164ZM192 127V126H191ZM190 127V128H191ZM5 128V127H4ZM122 128V127H120ZM122 128V129H123ZM135 128L133 127V129L135 130ZM151 128V127H150ZM157 128V129H158ZM162 128V127H161ZM182 128V127H181ZM6 129V128H5ZM108 129V130H109ZM115 129V128H114ZM121 129V130H122ZM123 129V130H124ZM132 129V128H131ZM132 129V130H133ZM169 129V127H168ZM4 130V129H3ZM116 132H117V127H116ZM155 130V129H154ZM186 130V128H185ZM7 131V130H6ZM110 131V130H109ZM119 131V130H118ZM149 131H151L149 129ZM153 131V130H152ZM151 131V133H152ZM156 131V130H155ZM158 131V130H157ZM161 131V130H160ZM1 132V130H0ZM114 132V130L112 131ZM126 132V130H125ZM130 132V131H129ZM134 132V131H133ZM147 132V131H146ZM121 133V132H120ZM132 133V131H131ZM1 134V133H0ZM3 134V132H2ZM68 134V136L66 138L63 137V135ZM125 134V133H124ZM136 134V133H135ZM168 134V133H167ZM9 135V134H8ZM12 135V134H11ZM111 135V134H110ZM113 135H115L113 133ZM150 135V134H149ZM10 136V135H9ZM13 136V135H12ZM124 136V135H123ZM131 136V134H130ZM220 136V135H219ZM218 136V137H219ZM4 137V136H3ZM57 137H63L61 140L63 141L62 144H64V149L65 151L62 153L63 155L61 156L62 158H58V159H54L52 157V152H48V150L50 148H54L55 144L50 145V142L53 141L54 139L56 140ZM111 137V136H110ZM127 137V136H125ZM148 137V136H147ZM166 137V135H165ZM2 138V137H1ZM6 138V137H4ZM104 138V139H103ZM112 138V137H111ZM114 138V136H113ZM116 138V137H115ZM128 138V137H127ZM154 138V137H153ZM226 138V137H224ZM11 139V138H10ZM15 139V138H14ZM53 139V140H52ZM60 139V138H59ZM119 140V136L118 138H116ZM131 139V140H132ZM165 139V138H164ZM191 139V138H190ZM217 139V138H216ZM241 139V138H239ZM245 139V138H244ZM250 139V137L248 138ZM54 140V141H55ZM111 140V139H110ZM114 140V139H113ZM185 140V139H184ZM193 140V138H192ZM205 140V139H204ZM214 140V139H213ZM218 140V139H217ZM222 140V139H221ZM2 141H4L2 139ZM59 141V140H58ZM104 141L102 142L101 145H104ZM121 141V139H120ZM155 141V140H154ZM225 143L227 142L226 140H224ZM223 141V142H224ZM230 141V140H229ZM238 141V140H237ZM243 141V140H241ZM262 141V142H261ZM112 142V141H111ZM165 142V140H164ZM163 142V143H164ZM212 142V141H211ZM220 142V141H219ZM218 142V144H219ZM233 142V140H232ZM248 142V141H247ZM254 142V141H253ZM253 142H250L253 143ZM256 142V141H255ZM3 143V142H2ZM54 143V142H53ZM4 144V143H3ZM59 144V143H58ZM110 144V143H109ZM166 144V143H165ZM179 144V143H178ZM184 144V143H183ZM227 144V143H226ZM237 144V143H236ZM241 144V143H240ZM239 144V146H240ZM247 144V143H246ZM245 144V145H246ZM257 144V143H256ZM7 145V143H6ZM46 145L49 147L48 150H46ZM106 145V144H105ZM111 145V144H110ZM113 145V144H112ZM162 145V144H161ZM168 145V144H167ZM225 145V144H224ZM232 145V144H230ZM244 145V143H243ZM244 145V148L246 147ZM255 145V144H254ZM2 146V145H1ZM9 146V145H8ZM61 146V145H59ZM166 146V145H165ZM180 146V145H179ZM182 146V145H181ZM221 146V144H220ZM237 146V145H236ZM256 146V145H255ZM57 147V146H56ZM95 147V146H94ZM99 147V146H98ZM161 147V146H160ZM171 147V146H170ZM169 147V148H170ZM6 148V147H5ZM59 149V147H57ZM97 148V147H96ZM228 148V147H227ZM235 148V147H234ZM242 148V147H241ZM248 148V146H247ZM99 149V148H98ZM225 149V148H224ZM223 149V150H224ZM237 149V148H235ZM239 149V148H238ZM2 150V148H1ZM107 150V149H106ZM109 150V149H108ZM113 150V149H112ZM222 150V152H223ZM226 150V149H225ZM233 150V149H232ZM243 150V149H242ZM4 151V150H2ZM47 151V153H46ZM92 151V150H91ZM97 151V150H96ZM219 151V150H218ZM221 151V150H220ZM167 152V151H165ZM251 152V151H250ZM58 153V152H57ZM179 154V153H177ZM196 155V154H195ZM194 155V156H195ZM248 155V154H247ZM2 156V155H1ZM54 156V155H53ZM172 156V155H171ZM180 156V155H179ZM246 156V155H244ZM199 157V156H198ZM192 158V157H191ZM174 159V158H173ZM165 160V159H164ZM163 160V162H164ZM190 160V159H189ZM188 160V161H189ZM194 160V159H192ZM198 160V159H197ZM169 161V160H168ZM244 162V161H242ZM238 164V163H236ZM240 164V163H239ZM248 164V163H247ZM7 165V166H6ZM159 165V164H158ZM200 165V164H199ZM199 165H197L199 167ZM9 166V167H8ZM11 166V167H10ZM191 166V167H190ZM233 166V165H232ZM236 166V165H235ZM239 166V165H237ZM244 166V165H243ZM148 167V166H146ZM245 167V166H244ZM250 168V166H248ZM258 167H260V171L259 173H257V169ZM150 168V167H149ZM245 169L247 170V166L245 167ZM148 170V169H147ZM225 170V168H224ZM223 171V170H222ZM244 171V170H242ZM242 171H240L242 173ZM250 171V170H249ZM248 172V171H246ZM155 173V172H154ZM225 173V172H224ZM234 173V172H233ZM239 174V172L237 171L236 174ZM222 174V173H221ZM220 177H217L216 181H213V185H211V188H214L216 186H219L221 188L222 193H226V192H233V196L232 197H236L238 196L242 189H243V182L241 181H225L226 179L221 175ZM227 174V173H226ZM217 175V174H216ZM225 175V174H224ZM229 175V174H228ZM231 175L233 176V174H230L229 176L231 177ZM153 176V175H152ZM197 176V175H195ZM264 176V175H263ZM261 178V177H260ZM232 179V177H231ZM152 180V181H149ZM262 181V180H261ZM261 181H258L257 184V189L255 188L254 190H252V194L253 196L256 195H264V191L261 189ZM102 182V183H99ZM151 182V185L154 187L155 189V194L153 196H149V195H145L144 192V188L146 187V185ZM254 182V181H253ZM252 182V183H253ZM183 183V182H182ZM263 183V182H262ZM103 184V185H102ZM245 185V184H244ZM101 186V189L100 187ZM145 186V187H144ZM100 190H102L100 192ZM181 192V191H180ZM194 193V192H193ZM251 193V192H250ZM10 195V196H12ZM5 196V195H4ZM2 197V196H1ZM7 197V196H6ZM14 197V196H13ZM192 197V196H191ZM13 198V199H16ZM137 199V200H138ZM190 199V198H188ZM234 199V198H233ZM3 200V199H2ZM183 200V199H182ZM9 201V200H8ZM134 201V200H133ZM139 201V200H138ZM233 201V200H232ZM15 202V201H14ZM130 202V201H129ZM125 204V202H123ZM131 203V202H130ZM117 204H120L117 208ZM123 204V205H124ZM127 205V204H126ZM164 205V203H163ZM131 209L130 211L132 212V215L136 216V219H138L139 217L142 216V214L145 213V215L147 216L148 220L153 221V218L155 217V215H157V211L152 209V208H143L142 205L135 203V204H131ZM129 206V207H130ZM252 206V205H251ZM128 207V206H127ZM128 207V209H129ZM149 207V206H147ZM164 207V206H163ZM126 208V207H125ZM124 208V209H125ZM121 209V210H124ZM237 211V210H236ZM262 212L264 210H261ZM4 212V211H3ZM1 212L0 216L3 217L6 221V216L5 214ZM124 212V211H123ZM128 212V210H127ZM259 213L257 218H253L247 221H244L243 219L241 221H236L234 223H228L227 224V228L228 231H226L227 233H225L224 235H220L218 236L217 234H215V230L208 228V229H204L203 226L198 225L196 223H191V222H182V218H176L175 219V227L174 230H172L171 232H169L168 237L164 238L165 239V243L162 242L160 244V246L162 247L161 249H164V253H160L157 254V252H153L149 251L150 254L152 253V259H154L153 261L157 264H174L175 259L178 261V258L176 257L177 255H175V257H173L174 255H172V252L176 249L179 250H183L181 251L180 254L183 255V258H185V253L187 251L193 250V249H199L201 251V253L195 254L193 253L192 256L194 257H200L202 256H206L209 254H212L213 251H220L223 248L227 249V251L229 252V250H238L240 251V253L244 254V257H248V255L250 253H253L254 250V243L256 242V240L259 239L260 236H264V213ZM98 213V214H99ZM120 213V212H119ZM130 213V212H129ZM7 214V213H6ZM87 214V213H86ZM97 214V215H98ZM102 214V213H100ZM124 214V213H123ZM122 214V215H123ZM127 214V213H126ZM131 214V213H130ZM149 214V215H148ZM96 215V213H95ZM159 215V214H158ZM11 217V216H10ZM84 217V216H83ZM90 217V215H89ZM157 217V216H156ZM155 217V218H156ZM187 217V216H186ZM226 215H223V217H221L222 219L226 218ZM239 217V216H238ZM9 218V217H8ZM7 218V219H8ZM143 218V216H142ZM12 220V219H11ZM10 220V223H11ZM14 220V219H13ZM117 220V219H116ZM144 220V219H143ZM16 221V220H15ZM150 221V222H152ZM165 221V220H164ZM216 221V220H215ZM2 222V221H1ZM14 222V221H12ZM18 222V221H17ZM146 222V221H145ZM15 223V222H14ZM90 223V222H89ZM92 223V222H91ZM97 223V222H96ZM108 223V220H107ZM112 223V222H110ZM135 223V222H134ZM148 223V222H146ZM156 222H154L155 224ZM218 223V222H217ZM17 224V223H16ZM20 224V223H19ZM84 224V223H83ZM98 224V223H97ZM101 224V223H100ZM99 224V226H100ZM109 224V223H108ZM106 224V225H108ZM113 224H115L113 222ZM136 224V223H135ZM139 224V223H138ZM149 224V223H148ZM168 224V223H167ZM8 225V224H7ZM12 225V224H10ZM90 225V224H89ZM93 225V223H92ZM120 225V224H119ZM132 225V224H131ZM153 225V224H151ZM18 226V225H17ZM20 226V225H19ZM18 226V227H19ZM102 226V225H101ZM129 226V231L128 233L130 234V236L132 237L133 234L131 235V233L134 231V228H136L134 226ZM148 226V225H147ZM159 226V225H158ZM177 226H179V228H177ZM9 226H3V231L5 232V230L8 229ZM91 227V226H88ZM94 229V226H92ZM98 227V226H97ZM152 227V226H151ZM150 227V228H151ZM164 227V226H163ZM209 227V226H208ZM7 228V229H6ZM22 227H20L21 229ZM85 228V227H84ZM100 228V227H99ZM108 228V227H107ZM147 228V227H146ZM145 228V229H146ZM82 229V228H81ZM91 229V228H90ZM91 229V231H92ZM101 229V228H100ZM99 229V230H100ZM103 229V228H102ZM106 229V228H104ZM127 229V230H128ZM137 229V228H136ZM49 230V229H48ZM95 230V229H94ZM96 230H98L96 228ZM150 230V229H148ZM20 231V230H19ZM24 231V230H23ZM52 231V230H51ZM55 231V229H54ZM86 231V228H85ZM84 231V232H85ZM126 231V230H125ZM162 231V230H161ZM225 231V230H224ZM22 232V231H21ZM48 232V231H47ZM83 232V231H82ZM87 232H89L87 230ZM99 232V231H98ZM137 232V231H136ZM143 232V231H142ZM145 232V231H144ZM2 233V232H1ZM9 233V232H7ZM80 233V232H77ZM141 233V232H140ZM161 233V232H160ZM163 233V232H162ZM161 233V234H162ZM3 234V233H2ZM2 234H0L2 236ZM6 234V233H4ZM21 234V233H19ZM65 234V233H64ZM67 234V233H66ZM94 234V233H93ZM138 234V232H137ZM25 235V234H23ZM78 235V234H77ZM95 235V234H94ZM157 235V234H156ZM8 236V235H7ZM21 236V235H20ZM26 236H28L26 234ZM86 236V235H85ZM90 236V235H89ZM137 236V235H136ZM6 237V235H5ZM25 237V236H24ZM81 237V235H80ZM135 237V236H134ZM3 238V236H2ZM8 238V237H7ZM9 239V238H8ZM7 239V240H8ZM20 239V238H19ZM25 239V238H24ZM29 239V238H28ZM44 239V238H43ZM42 239V240H43ZM125 239V238H124ZM123 239V240H124ZM137 239V237H136ZM136 239H134L136 241ZM262 239V238H261ZM3 240V239H2ZM5 240V239H4ZM3 240V241H4ZM15 240V239H14ZM23 240V238L20 240V242H17V245L15 243V247L16 248V252L14 254H12L7 262V264H91V258L92 257H100L102 256L103 252L101 247L98 246H78V247H68V246H61V247H51V246H46L43 245L41 247H36L31 245V243L33 242H29V243H24L21 242ZM32 240V238H31ZM30 240V241H31ZM133 240V241H134ZM139 240V239H138ZM137 240V242H139ZM29 241V240H27ZM132 241V240H131ZM263 241V240H261ZM41 242V241H39ZM126 242V241H125ZM129 242V241H128ZM2 243V242H1ZM4 243H6L4 241ZM38 243V242H37ZM34 244V243H33ZM36 244V243H35ZM118 244V243H117ZM132 244V242L130 243ZM129 243L125 244V243H121L119 245H115L113 247V249H120L121 251H123V258L121 263L122 264H149L150 261H148L147 259H145L142 255V257L140 258V255L135 251L136 249L134 247H132ZM261 244V243H260ZM259 244V248L262 246L264 247V241L262 242V244ZM4 245V244H3ZM101 245V244H100ZM1 246V244H0ZM159 246V244H158ZM5 247V246H3ZM7 243H6V249L7 248ZM137 248V247H136ZM156 248V247H155ZM258 248V249H259ZM4 249V248H3ZM93 249H99L97 252H95ZM135 249V250H134ZM141 249V248H140ZM255 250L256 247L254 248ZM263 249V248H262ZM49 250V251H48ZM143 250V249H141ZM253 250V252H252ZM264 251V250H263ZM7 252V251H6ZM118 252V251H117ZM141 252V251H140ZM194 252V251H193ZM12 253V252H11ZM116 253V252H114ZM122 253V252H121ZM159 253V252H158ZM192 253V252H191ZM189 253V254H191ZM227 253V252H226ZM237 254V252H235ZM239 253V252H238ZM255 253H257L255 251ZM5 254V253H4ZM95 254V255H93ZM142 254V253H140ZM188 254V253H187ZM234 254V253H233ZM235 254V255H236ZM254 254V253H253ZM119 255V254H118ZM145 255V254H144ZM179 255V254H178ZM182 255H180L182 257ZM238 255V254H237ZM240 255V254H239ZM238 255V256H239ZM264 255V254H262ZM114 256V255H113ZM189 256V255H188ZM191 256V257H192ZM201 256V257H202ZM187 257V256H186ZM190 257V258H191ZM194 257V258H195ZM225 257V256H224ZM242 257V256H240ZM243 257V258H244ZM264 257V256H263ZM4 258V257H3ZM114 258H116L114 256ZM140 258V259H139ZM216 258V257H215ZM214 258V259H215ZM220 258V257H218ZM237 258V257H236ZM186 260H188L187 258H185ZM185 259L184 262H185ZM193 259V258H192ZM207 259V258H206ZM217 259V258H216ZM232 259V257H231ZM238 259V258H237ZM151 260V259H150ZM209 260V259H207ZM239 260V259H238ZM261 260V258H260ZM2 261V260H1ZM95 261H100V259L98 258ZM115 261V260H114ZM181 260L179 259V262ZM200 261V259H196V263L199 264L198 262ZM212 261V260H211ZM222 261V260H221ZM233 261V260H232ZM231 261V262H232ZM264 261V259H263ZM153 262V263H154ZM217 262V261H216ZM234 262V261H233ZM232 262V263H233ZM236 262V261H235ZM244 262V261H243ZM259 262V260H258ZM257 262V263H258ZM152 263V264H153ZM186 263V262H185ZM209 263V262H208ZM238 263V262H237ZM236 263V264H237ZM246 263V262H245ZM256 263V262H255ZM256 263V264H257ZM98 264V263H97ZM187 264V263H186ZM188 264H194V262H190ZM201 264V263H200ZM214 264V263H213ZM235 264V263H234ZM242 264V263H241ZM249 264V263H247ZM261 264V263H260Z\"/></svg>",
	"mask_w": 264,
	"mask_h": 264
}]
</instances>
